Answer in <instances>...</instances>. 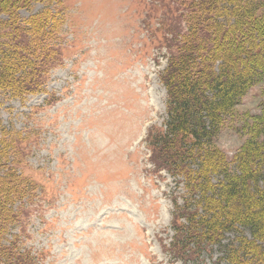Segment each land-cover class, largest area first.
I'll return each mask as SVG.
<instances>
[{
    "label": "rangeland",
    "instance_id": "rangeland-1",
    "mask_svg": "<svg viewBox=\"0 0 264 264\" xmlns=\"http://www.w3.org/2000/svg\"><path fill=\"white\" fill-rule=\"evenodd\" d=\"M175 1L25 0L17 11L18 23L46 8L61 19L44 90L25 99L0 93V130L28 135L10 164L38 188L6 238L18 236L39 264H229L223 248L235 231L220 244L192 243L179 259L172 219L188 194L182 177L157 170L151 157L167 120L161 27L184 26ZM263 88L253 86L229 121L257 113ZM244 141L226 128L216 144L232 160Z\"/></svg>",
    "mask_w": 264,
    "mask_h": 264
},
{
    "label": "trees",
    "instance_id": "trees-1",
    "mask_svg": "<svg viewBox=\"0 0 264 264\" xmlns=\"http://www.w3.org/2000/svg\"><path fill=\"white\" fill-rule=\"evenodd\" d=\"M26 2L0 0V93L17 99L44 90L59 55L51 42L61 19L46 8L18 23ZM175 4L184 26L161 27L167 120L150 143L157 170L182 177L188 194L173 213L172 245L186 259L189 248L220 244L235 231L236 240L223 248L229 264H264V100L257 113L229 121L249 90L264 84V0ZM226 128L245 137L232 160L216 144ZM27 139L0 130V264H39L42 258L22 249L18 236L6 238L24 216L23 200L37 196L36 184L21 180L9 159L15 142Z\"/></svg>",
    "mask_w": 264,
    "mask_h": 264
}]
</instances>
